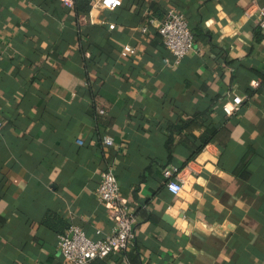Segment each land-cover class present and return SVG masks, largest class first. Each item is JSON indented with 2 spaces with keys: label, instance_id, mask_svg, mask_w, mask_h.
Segmentation results:
<instances>
[{
  "label": "crops",
  "instance_id": "0c3cea01",
  "mask_svg": "<svg viewBox=\"0 0 264 264\" xmlns=\"http://www.w3.org/2000/svg\"><path fill=\"white\" fill-rule=\"evenodd\" d=\"M68 1L0 0V264H65L70 227L109 235V168L135 239L88 264H264V0ZM171 9L194 37L177 67Z\"/></svg>",
  "mask_w": 264,
  "mask_h": 264
},
{
  "label": "built area",
  "instance_id": "2783aa9c",
  "mask_svg": "<svg viewBox=\"0 0 264 264\" xmlns=\"http://www.w3.org/2000/svg\"><path fill=\"white\" fill-rule=\"evenodd\" d=\"M61 1L66 6L71 5L68 0ZM96 2L95 6L98 9L112 10L119 0H97ZM253 16L258 26L264 31V5L258 7ZM141 33L145 35L146 29L142 28ZM157 34L170 55L165 63L177 67L192 50L194 42L184 15L172 9L167 11L157 27ZM241 103L240 97H234L223 106V112L227 117H231L240 111ZM78 143L80 144L79 141ZM103 144L112 146V139H104ZM171 173L170 170L164 173V177L168 180L166 189L171 195L178 196L183 191V183L179 180H170ZM99 178L95 197L105 207L113 222L112 232L101 239L91 240L82 229L70 227L66 233L58 235L57 247L65 264H88L93 260L106 259L111 255L125 252L133 245L136 218L126 201L120 196L114 173L109 168L101 172Z\"/></svg>",
  "mask_w": 264,
  "mask_h": 264
},
{
  "label": "trees",
  "instance_id": "16d2710c",
  "mask_svg": "<svg viewBox=\"0 0 264 264\" xmlns=\"http://www.w3.org/2000/svg\"><path fill=\"white\" fill-rule=\"evenodd\" d=\"M74 7L76 8V12H81V13H85L87 12L88 8H86L85 6H81V3L79 2V0H75L74 1ZM78 7V8H77Z\"/></svg>",
  "mask_w": 264,
  "mask_h": 264
}]
</instances>
